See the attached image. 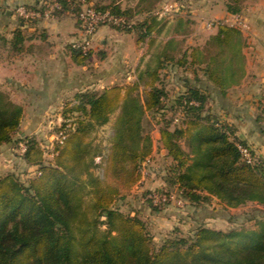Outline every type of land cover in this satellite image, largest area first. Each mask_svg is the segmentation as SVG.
I'll return each mask as SVG.
<instances>
[{"label": "trees", "instance_id": "16d2710c", "mask_svg": "<svg viewBox=\"0 0 264 264\" xmlns=\"http://www.w3.org/2000/svg\"><path fill=\"white\" fill-rule=\"evenodd\" d=\"M158 1L139 0L133 9H123L116 3L57 0L60 8L53 16L68 12L77 17L81 6L90 4L95 10L124 18L129 27L109 26L134 31L137 41L142 42L151 38L159 23L149 14ZM245 1L225 0L227 12L239 13ZM134 13L146 16L130 22ZM17 22L11 38L0 34V44L9 54L26 51L28 38L24 32L36 20L17 17ZM242 44L238 28L220 23L204 46L178 57L158 58L157 66L138 78H146L142 94L138 81L76 93L62 112L64 121L58 134L64 137L54 143L53 163L44 164L36 139L22 137L26 151L21 158L37 167V175L26 186L13 174L0 177V264H264V219H257L258 230L220 231L198 226L192 236L174 235L155 246L140 217L122 214L114 207L120 196L118 182L139 174L141 163L151 153V140L143 133L142 123L146 112L163 109L166 92L156 84L160 81L159 70L166 63L180 67L202 64L199 69L203 75L224 96L244 75ZM69 50L78 65L85 64L91 55V49L83 53L69 45ZM207 101L204 89L189 84L178 102L183 110L181 125L170 127L166 122L159 128L161 144L172 160L165 182L175 187L185 204L200 206L215 198L224 208L249 202L264 207V163L242 159L236 144L247 146L246 142L228 124L218 122L207 112L203 114ZM118 108L110 165L103 168L104 175L116 181L114 184L94 174L93 169L101 166V160L95 162V158L103 157L91 147L92 133ZM74 113L78 115L71 120ZM22 118V107L0 89V145L12 141ZM85 192L91 195L92 220L83 208ZM146 201L155 210L164 206H155L148 198ZM98 223L108 228L98 232Z\"/></svg>", "mask_w": 264, "mask_h": 264}, {"label": "rangeland", "instance_id": "374dc122", "mask_svg": "<svg viewBox=\"0 0 264 264\" xmlns=\"http://www.w3.org/2000/svg\"><path fill=\"white\" fill-rule=\"evenodd\" d=\"M99 1L100 3L104 2L101 4L116 3L123 9H133L139 2V0H92V3L94 4ZM167 3L175 4V11L164 16H162V14L161 16L158 15L159 18H167L168 16H183L185 18L192 14L188 8L191 5L189 0H159L149 10L150 16L157 17L154 15V12L159 10L163 4ZM86 5L90 4H83L81 10L84 9ZM217 8H221V3L217 5ZM241 11L234 14L239 15V24L237 28L241 33L247 34L250 25L247 22L246 16L242 15ZM143 14L144 13H134V16L130 18V22L136 23L142 20L144 18ZM202 16L203 15L198 17V21H196L194 27L195 38H198V40L188 46L187 50L195 48L196 46H204L205 40L203 39L209 34L208 32L212 30L207 27V23L210 20L204 19ZM74 17L77 22V29L79 30L80 23L77 17ZM233 21H235L234 16L233 19L229 20V23ZM16 23H18L17 20ZM120 31L126 30L123 29ZM154 31L153 33H155ZM131 33L136 35L134 31ZM137 37L136 35V38ZM183 47H185V45ZM0 55V59L5 61L9 53L6 48L1 46ZM248 58L249 60L251 59L250 57ZM188 59L190 61L192 58L189 57ZM194 60L196 61L195 58ZM157 64H155L154 67H156ZM189 65H187V67H180L174 63L175 67L173 69L169 67L161 69L159 73L160 81L156 84L163 86L166 92V96L163 100V109L146 112L142 123L143 133L149 135L152 145L151 153L146 157L148 161L145 159L143 163H141V172L139 174L135 173L133 177L129 179L123 177L118 182L120 186V196L117 198L114 207L122 214H129L131 216L137 215L140 217L145 222L148 235L155 246H159L165 239L174 235L192 236L194 229L198 226H205L220 231H227L229 229L239 230L241 228L246 230H258L259 226L256 222L257 219H264V207L251 202L237 208H224L215 198L213 201L201 204L200 206H195L191 203L179 206L175 203V195H177L175 187H170L169 184L165 182L167 170L172 164V160L161 144L159 128L165 125L166 122L170 123V127L181 125L183 110L182 107L178 105V102L180 95L185 94L189 84L192 86H200L202 90L204 89V93L208 95V101L205 105L203 114L207 112V114L212 115L218 122L228 124V126L234 130L237 137L239 136L240 139L242 138V140L246 142L255 160L260 159L264 163V86H260L261 84L258 83V81L256 83L250 82V73L246 80L242 82L241 86L238 88H229L227 90V95L222 96L218 90L212 87V83L205 78L203 72L199 69V66H202V64ZM133 68L134 70H132ZM145 73L144 71L139 72L137 65L134 66L133 64L130 67L124 66L120 72H117L114 78L106 81L102 86L106 88L109 87L108 85H129L138 81L139 76ZM145 79L146 78L139 79L138 81L140 94L143 92ZM3 84L5 85L6 82ZM104 88H91L88 89V91H100ZM1 90L8 94L11 101V97L17 93L16 91L11 92V89L7 86H4ZM66 104H68V102ZM66 104H63L59 110L61 115L60 120H56L52 117H42L38 120H31V116H33L31 107L18 104L22 107L23 111H25L23 112L19 130L14 133L12 141L0 147V177L13 174L22 185L26 186L28 185V181L37 175V167L27 164L23 158H21L23 153L20 152L17 145L22 138L20 133L28 132L30 128L31 131L34 132L29 136L37 140L39 148L43 152L42 159L44 164L54 162V143L58 138V128L64 121L62 112ZM119 114L120 108L116 109L109 116L107 123L98 127L92 133L91 148L93 151H99L103 157L102 159L99 157L95 158V162L101 160V166L94 168L93 172L101 178H104L105 181L114 184H116V181L113 182L112 178L105 176L103 168H107L110 165L112 136L115 132ZM77 115V113L70 115L72 117L71 120H75ZM257 116L263 117L256 121L255 117ZM239 118L242 119L240 120ZM182 147L184 148L183 143ZM258 148H262V154L259 153ZM161 188L171 191L174 197L164 205L162 209L155 210L147 203L145 192ZM90 204L91 195L85 192L83 197V208L87 216L92 220L93 212L90 209ZM107 228L108 225L102 223H98L96 226L98 232H102Z\"/></svg>", "mask_w": 264, "mask_h": 264}, {"label": "crops", "instance_id": "0c3cea01", "mask_svg": "<svg viewBox=\"0 0 264 264\" xmlns=\"http://www.w3.org/2000/svg\"><path fill=\"white\" fill-rule=\"evenodd\" d=\"M44 1L0 0V8L3 10L0 13V34L12 37L17 27L14 14L16 5L35 7ZM189 3L191 15L185 18L175 15L167 18L157 16L159 23L155 33L152 32L151 38L142 42H138L136 35L131 32L120 31L109 25L99 26L91 42V55L82 65L72 60L69 50L71 41L78 35L74 15L65 12L49 19L37 20L27 26L24 32L28 38L25 41L26 51L22 54L11 53L5 61L0 59V89L7 86L11 92L16 91L11 97L12 101L31 107V120L42 117L60 120L61 106L72 101L76 93L91 88H104L102 84L114 78L124 66L134 64L139 72H147L155 68L158 58L163 59L168 55L178 57L183 52L189 54L192 49L187 50L188 46L198 40L195 38L194 27L199 16L203 15L204 19L212 21H229L234 16L227 12L225 0H189ZM219 3L221 8H217ZM241 13L250 25L247 34L241 33L244 75L239 83L230 88L241 86L250 73V82L258 81L260 86H264V0H246ZM216 31L217 27H213L203 39L204 42ZM165 67L173 69L175 66L166 63ZM258 117H255L256 121ZM33 132L30 128L28 132H21L20 136L31 135ZM258 150L263 153L262 148Z\"/></svg>", "mask_w": 264, "mask_h": 264}, {"label": "built area", "instance_id": "2783aa9c", "mask_svg": "<svg viewBox=\"0 0 264 264\" xmlns=\"http://www.w3.org/2000/svg\"><path fill=\"white\" fill-rule=\"evenodd\" d=\"M60 8L59 3L57 0H46L39 4L38 6L28 8L24 4H18L14 8V12L16 14V17L24 19V20H42V19H49L53 17V14L56 10ZM176 5L173 3H167L163 4L159 10L154 12V15L158 16L162 14V16L167 15L171 13L172 11H175ZM3 10L0 8V13ZM235 21L230 22L226 20H220V21H209L207 23V27L209 29H212L213 27H217L220 23H226L231 26H234L237 28V25L239 24V15H234ZM77 20L80 23V27L78 30V35L71 41L70 45L72 48H78L81 50V52L85 53L91 48V42L93 39V35L97 28L102 25H119L121 27H129L130 23L127 22L124 18L118 17L115 15H112L108 11H98L93 9L90 5H86L84 9L80 10V12L77 15ZM238 22V23H237ZM64 136L59 133L57 141L61 142L62 138ZM18 149L21 153H24L26 151V145L24 142L19 141L17 143ZM242 159L247 163H253L255 161V158L253 157L251 150L242 144H236ZM148 161V159H146ZM174 196L169 193L166 189H158V190H151L146 198L150 199L152 204L155 206L158 205H166ZM176 200L175 203L179 206H183L185 204V201L179 197L178 195H175Z\"/></svg>", "mask_w": 264, "mask_h": 264}]
</instances>
